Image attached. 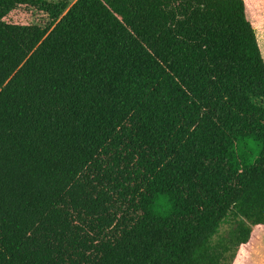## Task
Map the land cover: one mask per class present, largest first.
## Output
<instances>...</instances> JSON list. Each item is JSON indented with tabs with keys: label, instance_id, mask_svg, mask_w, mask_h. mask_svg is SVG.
<instances>
[{
	"label": "trees",
	"instance_id": "trees-1",
	"mask_svg": "<svg viewBox=\"0 0 264 264\" xmlns=\"http://www.w3.org/2000/svg\"><path fill=\"white\" fill-rule=\"evenodd\" d=\"M227 224L264 229L246 0H0V264H228Z\"/></svg>",
	"mask_w": 264,
	"mask_h": 264
},
{
	"label": "rangeland",
	"instance_id": "rangeland-1",
	"mask_svg": "<svg viewBox=\"0 0 264 264\" xmlns=\"http://www.w3.org/2000/svg\"><path fill=\"white\" fill-rule=\"evenodd\" d=\"M68 1L72 3L74 0ZM246 2L248 8V16L254 22V24L257 25V35L260 45L264 44V36L262 34V29L261 27H259V24L253 19V17L255 16V1L246 0ZM43 20H45V16L43 14H36L31 17V21L33 22H42ZM256 230L260 236L259 241L252 250L245 251L240 247L236 248L233 242V236H231L230 234V226L227 224L222 227L219 240L221 241V243L228 245L231 249L229 251L231 255L229 256L228 264H264V229L256 228Z\"/></svg>",
	"mask_w": 264,
	"mask_h": 264
},
{
	"label": "crops",
	"instance_id": "crops-1",
	"mask_svg": "<svg viewBox=\"0 0 264 264\" xmlns=\"http://www.w3.org/2000/svg\"><path fill=\"white\" fill-rule=\"evenodd\" d=\"M249 1H251V0H249ZM254 1H255V4H254L255 16L254 17L252 16V17L259 24V27H261L262 34L264 36V0H254ZM247 11H248V8H247ZM253 24H254V22H253ZM254 26L256 28V33H257V25L254 24ZM260 46H261L262 53H263V56H264V44H261Z\"/></svg>",
	"mask_w": 264,
	"mask_h": 264
}]
</instances>
